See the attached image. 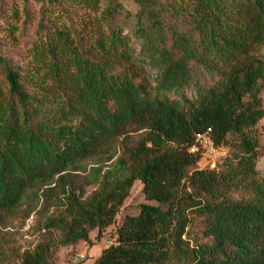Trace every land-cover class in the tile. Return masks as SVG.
Segmentation results:
<instances>
[{
    "label": "trees",
    "instance_id": "16d2710c",
    "mask_svg": "<svg viewBox=\"0 0 264 264\" xmlns=\"http://www.w3.org/2000/svg\"><path fill=\"white\" fill-rule=\"evenodd\" d=\"M41 3L27 67L0 57V215L37 203L46 187L44 202L60 196L61 211L43 230L59 233L62 248L89 244L138 181L156 206L125 217L95 264H264V148L255 135L264 0H134L137 49L117 24L119 0ZM166 18L179 28L167 31ZM146 69L158 72L152 87ZM208 129L216 147L231 140L218 172L198 171L186 152ZM85 161L99 166L86 197L72 186ZM52 246L24 252L20 264H52Z\"/></svg>",
    "mask_w": 264,
    "mask_h": 264
},
{
    "label": "rangeland",
    "instance_id": "374dc122",
    "mask_svg": "<svg viewBox=\"0 0 264 264\" xmlns=\"http://www.w3.org/2000/svg\"><path fill=\"white\" fill-rule=\"evenodd\" d=\"M119 2L124 10L117 24L122 27L123 34L129 36L130 43L136 46V39L132 35V25L134 23L133 17L139 8L134 0H119ZM41 4V0H26V2L24 0H0V57L15 69L27 67L29 49L38 38L36 25ZM82 13L81 11L77 12L74 20L76 21ZM164 22L167 25V31L179 28L168 18L164 19ZM255 56L264 62V44L255 53ZM157 73V70L146 69V81L149 86H153V80ZM195 80L197 81V78ZM260 101L264 111V89L260 94ZM255 135L259 145L264 148V116L255 128ZM136 139V135H132L130 142H135ZM121 141H118L115 159L121 155ZM230 143L231 140L228 141L227 145L217 147V169L213 172L221 171L224 161L230 157L232 152ZM108 164L100 165L101 172L105 171ZM96 167L99 166H95L92 161H85L82 164L83 170L73 174L72 186L75 189H82L84 197L90 195L94 189V185H88L85 179L90 170ZM256 170L259 176L264 178V156L258 159ZM45 188L39 191L37 203H35L36 201L24 203L14 214L0 215V264H20V258L24 252L31 251L35 246L42 243H53L49 258L52 264H72V259L79 255H83L88 264H95L101 251L114 244L116 230L125 217L137 216L141 205L156 206V203L144 200L142 186L138 181H135L110 226L99 235H97L96 230H92L88 235L89 244L78 242L74 246L62 248L56 245L59 233L43 230L46 220L50 217H56L61 211V208L56 205V199L60 196L55 195L56 198L44 202L41 194ZM241 197L240 193L231 194V198L234 200H239Z\"/></svg>",
    "mask_w": 264,
    "mask_h": 264
},
{
    "label": "built area",
    "instance_id": "2783aa9c",
    "mask_svg": "<svg viewBox=\"0 0 264 264\" xmlns=\"http://www.w3.org/2000/svg\"><path fill=\"white\" fill-rule=\"evenodd\" d=\"M217 147L211 138L210 130L194 135L192 143L186 149L188 155L196 159L198 171H214L217 169ZM72 264H85L86 258L83 255L72 259Z\"/></svg>",
    "mask_w": 264,
    "mask_h": 264
},
{
    "label": "crops",
    "instance_id": "0c3cea01",
    "mask_svg": "<svg viewBox=\"0 0 264 264\" xmlns=\"http://www.w3.org/2000/svg\"><path fill=\"white\" fill-rule=\"evenodd\" d=\"M89 241H90V239H89ZM85 264H88V262H85Z\"/></svg>",
    "mask_w": 264,
    "mask_h": 264
}]
</instances>
